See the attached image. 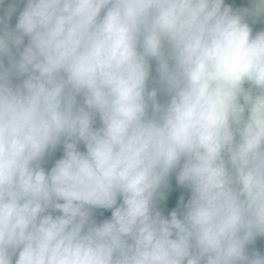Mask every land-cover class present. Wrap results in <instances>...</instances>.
I'll return each mask as SVG.
<instances>
[{
  "label": "clouds",
  "instance_id": "clouds-1",
  "mask_svg": "<svg viewBox=\"0 0 264 264\" xmlns=\"http://www.w3.org/2000/svg\"><path fill=\"white\" fill-rule=\"evenodd\" d=\"M0 264H264V0H0Z\"/></svg>",
  "mask_w": 264,
  "mask_h": 264
},
{
  "label": "water",
  "instance_id": "water-1",
  "mask_svg": "<svg viewBox=\"0 0 264 264\" xmlns=\"http://www.w3.org/2000/svg\"><path fill=\"white\" fill-rule=\"evenodd\" d=\"M15 22V19H13V23ZM162 98V97H161ZM62 154V150H57V152L54 154L53 156V161L55 158H59V155ZM52 161L49 162V165L51 164ZM180 195H184L185 198H187V192L185 189L180 188L179 186L174 184L173 181V186H172V190L168 195V199L166 201L165 207L166 210H171L172 207H175L178 203H179V197ZM110 212L108 211H104L103 215L101 216L100 213H97L98 218L103 219V218H107L110 216Z\"/></svg>",
  "mask_w": 264,
  "mask_h": 264
}]
</instances>
